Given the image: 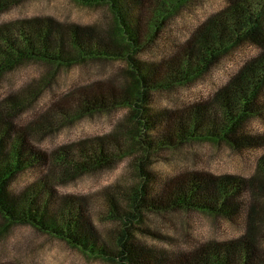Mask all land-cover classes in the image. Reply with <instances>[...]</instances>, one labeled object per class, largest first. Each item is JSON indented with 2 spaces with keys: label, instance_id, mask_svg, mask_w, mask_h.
Masks as SVG:
<instances>
[{
  "label": "trees",
  "instance_id": "obj_1",
  "mask_svg": "<svg viewBox=\"0 0 264 264\" xmlns=\"http://www.w3.org/2000/svg\"><path fill=\"white\" fill-rule=\"evenodd\" d=\"M17 1L0 0V11ZM77 1L107 4L112 21L108 25H81L45 16L0 23V79L28 60L71 65L87 59L118 58L129 63L134 84L120 90L99 83L86 86L76 96L69 95L74 96V115L59 105V110L44 111L25 124L19 116L39 89L25 88L1 99L0 215L117 264H147L140 260L145 253L160 264H264V151L256 173L249 178L192 171L155 185L154 194L148 189L154 173L146 169L150 150L173 148L191 140L212 139L228 141L237 149H264V134L247 128L251 118L264 115V0H226L223 8L195 28L180 49L155 65L138 57L187 0H133L134 5L127 0ZM139 4H143L140 11L147 7L146 20L145 16L141 19ZM247 44L255 45L259 52L226 83L207 99L156 113L158 127L153 130L155 116L148 108L152 93L190 84ZM119 105L132 107L134 127L74 141L50 152L34 143L35 137L50 132L63 120ZM152 130L157 132L155 137L142 139ZM136 148L144 151L135 164L140 180L130 187L108 190L106 214L119 224L106 238L90 214L91 198L60 195L57 186L110 168ZM29 169L37 170L39 179L26 191L13 190L17 176ZM181 209L231 218L246 212L247 231L239 238L209 242L184 254L171 250L153 253L135 237V226L148 211Z\"/></svg>",
  "mask_w": 264,
  "mask_h": 264
},
{
  "label": "rangeland",
  "instance_id": "obj_2",
  "mask_svg": "<svg viewBox=\"0 0 264 264\" xmlns=\"http://www.w3.org/2000/svg\"><path fill=\"white\" fill-rule=\"evenodd\" d=\"M127 2L134 5L133 0ZM142 5V6H141ZM226 5V0H187L169 19L159 35L153 38L145 52L139 55L142 62L159 63L169 59L178 48L186 43L195 28L208 16ZM141 19L147 15V7L140 11ZM50 16L64 22L81 25H108L112 13L105 3L88 5L77 0H18L0 11V23L13 22L32 17ZM146 32L148 28H145ZM259 48L242 45L233 50L206 75L190 84L179 85L166 91L151 94L149 111L154 116L153 130L159 112L165 109L181 108L207 99ZM104 88L115 86L128 89L134 84L130 65L118 58L87 59L71 65L39 60L22 62L13 71L6 72L0 79V100L25 88H38L39 93L19 116L25 124L44 111L59 110V105L68 108L74 115V96L78 90L93 84ZM74 93V96H69ZM134 111L129 105H119L94 113L75 115L63 120L50 132L34 138L37 147L47 152L62 145L109 135L125 127H134L131 117ZM251 132L264 134V115L251 118L247 122ZM168 125L164 127L167 128ZM146 131L142 139L149 141L156 131ZM264 149L259 146L234 148L228 141L198 139L182 143L173 148L153 149L148 152L146 169L154 173L148 189L155 192V185H161L179 175L190 172L214 175L231 174L249 178L257 171V162ZM144 156L140 148L133 149L125 157L117 160L110 168L86 173L65 185L57 186L60 195L90 197L89 211L97 229L106 237L118 226L113 218L107 217V192L117 187H130L140 180L135 172V164ZM40 177L37 170L21 172L11 188L17 192L27 190ZM154 182H156L154 184ZM154 184V185H153ZM111 189V190H110ZM58 205V204H57ZM56 206V203L53 204ZM246 212L231 217L196 210L148 211L135 226V237L150 247L154 253L165 250L184 254L209 242H224L239 238L247 231ZM264 231V224L262 226ZM264 249V239L261 240ZM140 258L147 264H160L152 254ZM0 264H117L99 256H94L80 248L70 246L58 236L39 231L30 224L13 223L0 215Z\"/></svg>",
  "mask_w": 264,
  "mask_h": 264
}]
</instances>
